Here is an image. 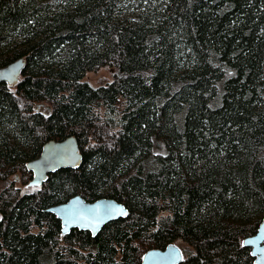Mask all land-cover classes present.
Segmentation results:
<instances>
[{"label":"trees","instance_id":"16d2710c","mask_svg":"<svg viewBox=\"0 0 264 264\" xmlns=\"http://www.w3.org/2000/svg\"><path fill=\"white\" fill-rule=\"evenodd\" d=\"M20 58L0 83V264H141L177 240L181 264H254L264 0H0V67ZM103 67L111 83L81 81ZM68 136L81 166L20 192L26 162ZM76 195L128 216L62 235L47 208Z\"/></svg>","mask_w":264,"mask_h":264},{"label":"water","instance_id":"95a60500","mask_svg":"<svg viewBox=\"0 0 264 264\" xmlns=\"http://www.w3.org/2000/svg\"><path fill=\"white\" fill-rule=\"evenodd\" d=\"M24 67L25 61L22 58L0 67V83H5L8 87L16 86ZM82 161L79 144L74 136L49 140L43 144L40 154L25 164L27 172L31 174L28 186L39 187L47 180L49 174L60 169L77 168L81 166ZM47 212L60 221L62 235L77 229L89 232L92 237L109 222L125 219L129 213L123 204L111 198L88 202L79 195L47 208ZM241 244L250 249L254 264H264V217L256 233L244 238ZM182 261L183 253L175 243H170L163 249H150L141 258V264H181Z\"/></svg>","mask_w":264,"mask_h":264},{"label":"rangeland","instance_id":"374dc122","mask_svg":"<svg viewBox=\"0 0 264 264\" xmlns=\"http://www.w3.org/2000/svg\"><path fill=\"white\" fill-rule=\"evenodd\" d=\"M115 72L116 69L113 67H103L96 72L86 73L81 79V81L88 83L92 87L104 86L113 81V76ZM42 109L44 110V107H42ZM26 183H24V181H19L18 183H16V187L20 189V192H30L36 188L30 187ZM174 243H176L182 250H184L185 246L181 241L177 240Z\"/></svg>","mask_w":264,"mask_h":264},{"label":"flooded vegetation","instance_id":"af4514ba","mask_svg":"<svg viewBox=\"0 0 264 264\" xmlns=\"http://www.w3.org/2000/svg\"><path fill=\"white\" fill-rule=\"evenodd\" d=\"M39 107H40V106H36V110H38V109H39Z\"/></svg>","mask_w":264,"mask_h":264},{"label":"bare ground","instance_id":"6f19581e","mask_svg":"<svg viewBox=\"0 0 264 264\" xmlns=\"http://www.w3.org/2000/svg\"><path fill=\"white\" fill-rule=\"evenodd\" d=\"M64 203V202H63ZM61 204V203H60Z\"/></svg>","mask_w":264,"mask_h":264}]
</instances>
